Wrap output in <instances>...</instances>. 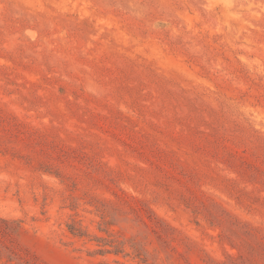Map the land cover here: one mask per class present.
Instances as JSON below:
<instances>
[{
	"label": "rangeland",
	"instance_id": "obj_1",
	"mask_svg": "<svg viewBox=\"0 0 264 264\" xmlns=\"http://www.w3.org/2000/svg\"><path fill=\"white\" fill-rule=\"evenodd\" d=\"M0 264H264V0H0Z\"/></svg>",
	"mask_w": 264,
	"mask_h": 264
}]
</instances>
